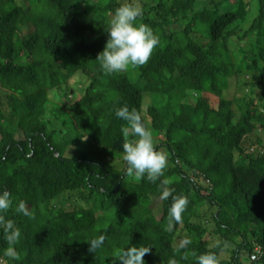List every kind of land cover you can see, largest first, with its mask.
Wrapping results in <instances>:
<instances>
[{
    "label": "trees",
    "instance_id": "1",
    "mask_svg": "<svg viewBox=\"0 0 264 264\" xmlns=\"http://www.w3.org/2000/svg\"><path fill=\"white\" fill-rule=\"evenodd\" d=\"M123 3L0 0V191L21 231L11 260L0 227V264H121L132 245L150 247L146 264L209 252L264 264V139H253L264 131V0H148L137 22L159 45L145 65L106 74L96 58ZM124 105L164 136L155 145L168 167L155 182L127 172L122 145L137 138L115 115ZM163 187L174 189L166 200ZM180 195L189 203L177 223ZM20 201L31 218L14 211ZM100 234L90 252L85 239Z\"/></svg>",
    "mask_w": 264,
    "mask_h": 264
},
{
    "label": "clouds",
    "instance_id": "2",
    "mask_svg": "<svg viewBox=\"0 0 264 264\" xmlns=\"http://www.w3.org/2000/svg\"><path fill=\"white\" fill-rule=\"evenodd\" d=\"M142 15L143 9L140 6L123 3L111 16L109 27L106 29L108 39L104 49L96 58L106 74L145 65L159 45L160 38L151 26L137 22ZM115 115L127 122L128 127L122 129L124 136L132 135L137 138L125 141L122 145L127 172L134 173L138 178L155 182L163 176L168 167L167 153L157 149L153 134L139 111L130 110L127 105H124L116 108ZM162 183L167 185V181ZM173 192L174 189L163 187L160 198L166 200L172 196ZM172 199L170 216L173 221L179 223L182 221V213L186 210L189 200L184 195L173 196ZM13 204L12 193L0 191V227H3L4 239L8 243V247L4 249V255L11 260H17L19 256L15 245L21 238V231L15 226L13 220L6 219V213L13 208ZM14 211L29 218L33 215L24 201H20ZM85 240L90 244L89 251L95 253L104 246L106 236L100 234ZM191 243V239L185 238L180 241L177 250L184 249ZM149 251V246L132 245L123 249L116 258L121 261V264H146L144 256ZM256 253H261L260 246H256L251 257L255 258L256 256L253 257V255ZM197 262L198 264H219L216 254L212 252L200 255L197 257ZM172 264H175V261Z\"/></svg>",
    "mask_w": 264,
    "mask_h": 264
},
{
    "label": "rangeland",
    "instance_id": "3",
    "mask_svg": "<svg viewBox=\"0 0 264 264\" xmlns=\"http://www.w3.org/2000/svg\"><path fill=\"white\" fill-rule=\"evenodd\" d=\"M148 0H126V3H134V5H138V6H140V7H142L146 2H147ZM233 1H235V0H233ZM205 3V2H204ZM207 4V3H206ZM204 6V4L203 3H200V5H199V7L201 8V7H203ZM233 6V2H229L228 3V5H227V7L226 8H229V7H232ZM252 9H250L251 11L254 9V5H252ZM256 8V7H255ZM250 11V12H251ZM112 16V15H111ZM111 18V17H110ZM250 18H251V15H250V17H249V20L248 19H246V22L243 24L245 27L247 26V22H250ZM177 24H174V25H172V27H175V28H177ZM31 30H33V27L32 26H29L28 27V30L27 31H31ZM238 38L237 37H235V41L237 40ZM238 41V40H237ZM74 80L75 81H82L83 83L82 84H84V85H86L87 84V82H88V78H86L85 76H81V78H79V76H77L76 78H74ZM234 87L233 88H228L227 90H229V93H231V94H233V91H234ZM239 90L240 91H242V94H243V89L241 88V87H239ZM146 98H145V100L148 102V104L149 103H151L152 102V100H153V97H152V95L151 94H149V93H147L146 94V96H145ZM74 99V98H73ZM153 134V137H154V142L157 144L158 142H160L161 140H163L164 139V136L163 135H156V134H154V133H152ZM18 137L20 138V137H22V134L21 133H19L18 134ZM257 137H261V138H263L264 139V131H260V132H258V134H256V135H254V137H253V139H254V141L256 140V138ZM71 150H73V148L71 149ZM70 150V151H71ZM69 152V151H68ZM66 196L64 197V195L63 196H61L60 198H59V200H61V201H63L64 199L66 200ZM75 203H77V204H81V205H85V206H88L87 205V203L86 202H83V201H74ZM74 202H70L69 203V206H68V208H72L73 206H74ZM67 203H68V201H67ZM216 241H219V238L218 237H216ZM225 253L223 254V256L225 257ZM230 254H227V256L226 257H228Z\"/></svg>",
    "mask_w": 264,
    "mask_h": 264
},
{
    "label": "built area",
    "instance_id": "4",
    "mask_svg": "<svg viewBox=\"0 0 264 264\" xmlns=\"http://www.w3.org/2000/svg\"><path fill=\"white\" fill-rule=\"evenodd\" d=\"M256 255L254 254L253 257H255Z\"/></svg>",
    "mask_w": 264,
    "mask_h": 264
}]
</instances>
